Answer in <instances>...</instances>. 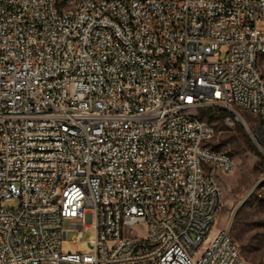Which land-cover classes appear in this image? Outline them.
I'll return each mask as SVG.
<instances>
[{"label":"built area","instance_id":"obj_1","mask_svg":"<svg viewBox=\"0 0 264 264\" xmlns=\"http://www.w3.org/2000/svg\"><path fill=\"white\" fill-rule=\"evenodd\" d=\"M68 3L0 0V264H244L231 223L214 231L234 160L188 112L264 153V0Z\"/></svg>","mask_w":264,"mask_h":264},{"label":"rangeland","instance_id":"obj_2","mask_svg":"<svg viewBox=\"0 0 264 264\" xmlns=\"http://www.w3.org/2000/svg\"><path fill=\"white\" fill-rule=\"evenodd\" d=\"M227 52L228 48L223 46L220 50L222 61L227 60ZM199 115L216 130L207 146L230 154L234 160L233 172L218 176L221 210L214 231L231 223V236L242 258L248 264H264V164L260 163V157L253 150L263 158L264 153L242 123L230 128L224 121V114L218 111L206 110ZM241 115L249 123L254 121L245 110ZM69 228V223L64 222L63 229L68 231ZM92 235V231L85 233L84 241L88 242ZM76 236V231H70L65 238L73 243L74 249L77 248Z\"/></svg>","mask_w":264,"mask_h":264},{"label":"bare ground","instance_id":"obj_3","mask_svg":"<svg viewBox=\"0 0 264 264\" xmlns=\"http://www.w3.org/2000/svg\"><path fill=\"white\" fill-rule=\"evenodd\" d=\"M77 10L76 0H69L68 4H63V11L65 13H72ZM107 32L111 37V43L114 45H122V37L119 34V28L114 25H107ZM262 57L264 62V50H262ZM234 110H245L250 114V107H242V103H234ZM200 111L188 112V120H201L204 124L207 123L200 117ZM216 113V112H215ZM243 115V114H242ZM187 111H178V119H186ZM227 125V124H226ZM234 170V163L232 164V171ZM203 179H210V169H203ZM65 184L64 182H57L53 186V200L64 199ZM99 196H106V189H99ZM215 200H221L220 189H214ZM51 211H58V202H51ZM107 250L115 251L114 239H107ZM244 264H248L244 260Z\"/></svg>","mask_w":264,"mask_h":264},{"label":"trees","instance_id":"obj_4","mask_svg":"<svg viewBox=\"0 0 264 264\" xmlns=\"http://www.w3.org/2000/svg\"><path fill=\"white\" fill-rule=\"evenodd\" d=\"M253 151H255L256 155L260 157V163L264 164V158L256 150Z\"/></svg>","mask_w":264,"mask_h":264}]
</instances>
